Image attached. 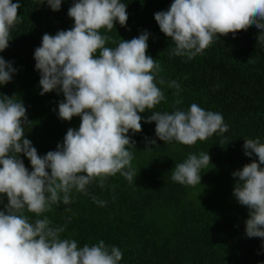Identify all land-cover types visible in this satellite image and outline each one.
<instances>
[{
    "label": "clouds",
    "instance_id": "obj_1",
    "mask_svg": "<svg viewBox=\"0 0 264 264\" xmlns=\"http://www.w3.org/2000/svg\"><path fill=\"white\" fill-rule=\"evenodd\" d=\"M41 4L55 12L62 0H42ZM20 7L19 0H0V52L9 47L11 30L21 22ZM67 15L74 20L73 27L43 34L34 50L35 70L40 73V95L62 93L58 117L71 121L79 116V128H69L56 150L40 156L25 138L24 126L32 121L23 101L0 93V203L7 199L0 210V264H120L123 258L120 248L108 247L103 240L80 247L75 239L61 238L64 227L54 226L45 213L53 205H69L74 190L89 195L93 181L103 187L116 174L129 182L137 177L129 150L136 142L128 133L142 131L140 113L165 100L158 84L166 82L157 79L161 66L147 54V30L119 42L106 34L117 22L121 27L127 24V5L121 0H74ZM154 19L174 44L170 55L188 60L202 54L214 38L229 33L235 38L250 26L259 30L257 42L264 43V0H174ZM16 72L13 62L0 56V86L10 83ZM168 87L178 95L177 81ZM152 122L160 141L186 146L228 131L220 112L196 103L171 113L151 111L144 123ZM145 143L146 149L157 145L156 139L145 138ZM243 150L245 156L258 160L232 173L238 178L233 196L248 210L246 237L264 241V143L244 139ZM22 156L30 161L31 170ZM209 164L208 152L189 153L175 165L171 179L187 186L201 184V169ZM93 200L106 204L96 197Z\"/></svg>",
    "mask_w": 264,
    "mask_h": 264
},
{
    "label": "trees",
    "instance_id": "obj_2",
    "mask_svg": "<svg viewBox=\"0 0 264 264\" xmlns=\"http://www.w3.org/2000/svg\"><path fill=\"white\" fill-rule=\"evenodd\" d=\"M41 2L19 0L21 22L11 30L9 47L0 52L17 72L10 83L0 86V93L23 101L32 121L24 126L25 138L43 156L56 150L69 128L78 129L81 118L65 121L58 117L62 93L40 95V73L34 60L43 34L73 27L74 20L67 13L74 0H62L61 9L55 12ZM121 2L127 5L126 26L117 22L111 32L103 31L117 42L131 40L145 30L150 33L147 54L161 66L157 79L166 82L158 84L165 100L140 113L141 132L128 133L136 142V148L129 147L137 174L132 182L120 174L108 177L103 187L93 181L89 195L74 190L69 205H53L45 215L54 226L64 227L61 238L75 239L80 247L103 240L108 247L120 248V264H264V241L245 235L248 210L233 196L238 178L232 176L252 159L258 160L244 155V139L258 138L264 143V43L257 42L259 30L250 26L235 38L231 33L214 38L202 54L188 60L170 55L174 44L154 19L156 12L166 11L174 0ZM173 80L180 85L178 95L168 87ZM177 100L181 101L178 105ZM192 103L220 112L228 131L186 146L160 141L155 136V122L144 123L151 111L187 110ZM145 138L156 139L157 145L146 149ZM201 152L211 157V164L201 169V184L174 182L175 165L189 153ZM21 158L31 170L30 161ZM93 197L106 204L99 205ZM5 204L6 197L0 210Z\"/></svg>",
    "mask_w": 264,
    "mask_h": 264
}]
</instances>
